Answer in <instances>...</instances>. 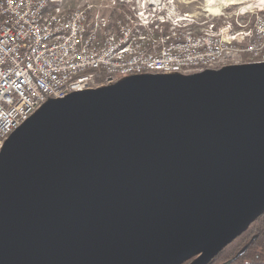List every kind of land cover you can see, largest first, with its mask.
<instances>
[{
	"label": "water",
	"instance_id": "obj_1",
	"mask_svg": "<svg viewBox=\"0 0 264 264\" xmlns=\"http://www.w3.org/2000/svg\"><path fill=\"white\" fill-rule=\"evenodd\" d=\"M264 213V62L44 103L0 149V264H207Z\"/></svg>",
	"mask_w": 264,
	"mask_h": 264
},
{
	"label": "built area",
	"instance_id": "obj_2",
	"mask_svg": "<svg viewBox=\"0 0 264 264\" xmlns=\"http://www.w3.org/2000/svg\"><path fill=\"white\" fill-rule=\"evenodd\" d=\"M0 0V149L52 98L264 62V0Z\"/></svg>",
	"mask_w": 264,
	"mask_h": 264
},
{
	"label": "trees",
	"instance_id": "obj_3",
	"mask_svg": "<svg viewBox=\"0 0 264 264\" xmlns=\"http://www.w3.org/2000/svg\"><path fill=\"white\" fill-rule=\"evenodd\" d=\"M256 222H253L249 229H247L244 233L239 235L232 243H230L227 247L223 249L219 253V259L218 260H224L227 257L233 256L234 258L231 260L230 263L228 264H264V255H262L260 258H257L255 255L254 251V243L253 240L251 241V236H252V229L254 227ZM249 246L247 249H245L241 254L239 255H244V256H237L238 251L245 245L248 244ZM244 244V245H243ZM243 245V246H242Z\"/></svg>",
	"mask_w": 264,
	"mask_h": 264
},
{
	"label": "flooded vegetation",
	"instance_id": "obj_4",
	"mask_svg": "<svg viewBox=\"0 0 264 264\" xmlns=\"http://www.w3.org/2000/svg\"><path fill=\"white\" fill-rule=\"evenodd\" d=\"M254 222H256L255 223V225H254V227H253V229H252V236H251V241L253 240V245H254V251H255V253H256V257L257 258H260L262 255H264V213H262ZM253 223V222H252ZM251 223V224H252ZM250 227V226H249ZM249 227L247 228V229H249ZM246 229V230H247ZM245 230V231H246ZM244 231V232H245ZM243 232V233H244ZM235 240V239H234ZM233 240V241H234ZM232 241V242H233ZM231 242V243H232ZM229 245V244H228ZM227 245V246H228ZM244 245V244H243ZM242 245V246H243ZM226 246V247H227ZM248 246H249V243L248 244H245L241 249H240V251H238V255H236V257L237 256H244V255H239V254H241L245 249H247L248 248ZM223 251V250H222ZM219 254L218 255H216L212 260H210L207 264H228V263H230L231 262V260L234 258L233 256H230V257H227L226 259H224V260H218L219 259ZM192 260H190V261H188V262H186V263H184V264H189L190 262H191Z\"/></svg>",
	"mask_w": 264,
	"mask_h": 264
},
{
	"label": "rangeland",
	"instance_id": "obj_5",
	"mask_svg": "<svg viewBox=\"0 0 264 264\" xmlns=\"http://www.w3.org/2000/svg\"><path fill=\"white\" fill-rule=\"evenodd\" d=\"M82 0H67L66 1V7L68 8H74L76 7ZM205 0H194L191 7H194L195 5L204 2Z\"/></svg>",
	"mask_w": 264,
	"mask_h": 264
},
{
	"label": "bare ground",
	"instance_id": "obj_6",
	"mask_svg": "<svg viewBox=\"0 0 264 264\" xmlns=\"http://www.w3.org/2000/svg\"><path fill=\"white\" fill-rule=\"evenodd\" d=\"M210 1H211V3H213V4L215 3V0H210Z\"/></svg>",
	"mask_w": 264,
	"mask_h": 264
}]
</instances>
